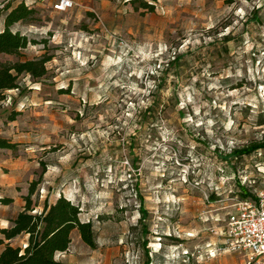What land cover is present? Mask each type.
<instances>
[{
	"label": "rangeland",
	"instance_id": "obj_1",
	"mask_svg": "<svg viewBox=\"0 0 264 264\" xmlns=\"http://www.w3.org/2000/svg\"><path fill=\"white\" fill-rule=\"evenodd\" d=\"M22 1L37 12L13 30L39 43L0 61L52 59L0 95V138L14 144L0 149L7 213L33 181L36 203L79 204L98 246L75 232L61 264H145L148 253L150 264H244L218 250L240 186L264 188V149L226 159L264 140V0L0 6Z\"/></svg>",
	"mask_w": 264,
	"mask_h": 264
},
{
	"label": "trees",
	"instance_id": "obj_2",
	"mask_svg": "<svg viewBox=\"0 0 264 264\" xmlns=\"http://www.w3.org/2000/svg\"><path fill=\"white\" fill-rule=\"evenodd\" d=\"M152 7L151 4H145ZM36 9L22 1L16 6L8 3L0 6V20L4 17V28L0 30V55H20L31 44L39 41L30 38L20 30H13V26L20 22L31 21ZM257 17L256 14L253 15ZM179 55L170 60L175 63ZM52 59L47 53L35 59L17 61H0V95L7 90L19 89L22 75H31L41 78L48 72L47 63ZM14 148V144L7 139L0 138V149ZM264 149V140L256 141L248 146L234 149L226 159L252 154L254 151ZM44 165V169H45ZM38 181L30 184L28 194L23 196L25 201L23 209L11 219L7 228L0 229V264H61L57 260L59 253L67 252L73 242L75 232L92 249L97 248L98 241L91 220L82 218V208L65 195H60L54 201L46 199L42 205L36 203L33 196L36 194ZM240 196L244 200L255 197L254 193L240 186ZM141 213L140 220L144 222L148 211L144 204V198L139 194ZM3 204H10V197L0 198ZM42 207L40 210L38 207ZM145 226V225H144ZM147 231V227H144ZM22 241L18 244L14 242ZM147 245L148 241L145 240ZM152 262L149 253L145 264Z\"/></svg>",
	"mask_w": 264,
	"mask_h": 264
},
{
	"label": "built area",
	"instance_id": "obj_3",
	"mask_svg": "<svg viewBox=\"0 0 264 264\" xmlns=\"http://www.w3.org/2000/svg\"><path fill=\"white\" fill-rule=\"evenodd\" d=\"M74 4V0H55L54 8L64 11ZM235 205L221 232L224 246L218 251L242 253L244 264H264V188L257 191L253 199H242Z\"/></svg>",
	"mask_w": 264,
	"mask_h": 264
},
{
	"label": "crops",
	"instance_id": "obj_4",
	"mask_svg": "<svg viewBox=\"0 0 264 264\" xmlns=\"http://www.w3.org/2000/svg\"><path fill=\"white\" fill-rule=\"evenodd\" d=\"M3 197H10L12 198L13 200L15 199V196H8V195H5V194H0V198H3ZM0 205L2 206V208H0V229L2 228H7L10 226L11 224V219L15 218L16 215L22 210H19L15 215H11V214H8L7 211H6V208L11 205V204H3L0 202ZM1 236V235H0Z\"/></svg>",
	"mask_w": 264,
	"mask_h": 264
}]
</instances>
